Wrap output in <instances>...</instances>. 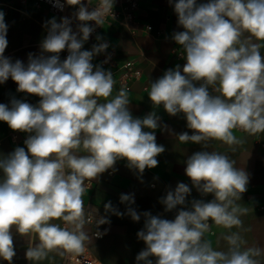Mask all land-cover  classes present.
Listing matches in <instances>:
<instances>
[{"label":"clouds","instance_id":"9594fccd","mask_svg":"<svg viewBox=\"0 0 264 264\" xmlns=\"http://www.w3.org/2000/svg\"><path fill=\"white\" fill-rule=\"evenodd\" d=\"M78 6L72 21L62 17L47 21L46 37L40 55L28 54L27 64L4 55L8 46L4 13L0 11V84L11 78L17 91L40 97L34 106L11 100V107L0 103V121L13 131L28 133L25 147H16L0 156V258L11 264L16 255L12 229L21 236L38 235L39 244L29 247L25 256L39 261L49 252L82 254L88 234L83 206L85 181L96 180L109 169L115 171L118 160H126L130 169L140 174L158 165L157 157L165 151L156 143L155 130L161 127L155 111L134 118L125 90L112 99L115 80L111 71L94 65V56L105 52L107 42L83 50L95 28L88 21L102 25L111 14L114 0H100L89 11L82 0H66ZM184 30L172 39L183 49L186 63L168 69L150 84L148 97L154 108L161 105L170 116L183 113L193 134L177 135L182 143L210 141L227 145L241 143L233 129L250 134L264 133V0H169ZM91 4V0H89ZM244 33L249 36L241 39ZM97 36V40H101ZM67 50L66 59L60 53ZM49 53L51 55H45ZM194 82H201L199 86ZM209 86L218 95L209 91ZM98 98L106 102L100 103ZM167 128V125H163ZM153 131H144V129ZM83 151L87 155H77ZM185 174L200 193L213 194L205 202L192 200L191 208H180L174 220L138 213L128 207L126 213L108 202L106 212L135 222L144 217L137 232L146 248L136 256L137 264H264V249L243 248L239 231L226 235L227 251L214 250L204 239L209 221L231 229L243 228L241 216L248 209L237 204L249 183V174L235 167V161L216 151H198L185 161ZM191 188L180 182L160 202L165 211L186 205ZM120 202L132 205L133 194H121ZM63 220L71 227L53 223ZM110 223L99 217L96 227ZM107 231V230H105ZM104 233L96 231L95 237Z\"/></svg>","mask_w":264,"mask_h":264},{"label":"crops","instance_id":"0c3cea01","mask_svg":"<svg viewBox=\"0 0 264 264\" xmlns=\"http://www.w3.org/2000/svg\"><path fill=\"white\" fill-rule=\"evenodd\" d=\"M85 0H82V3ZM208 0H197V3H206ZM69 8L76 7L68 5ZM0 11L4 13L5 22L8 25L7 40L8 46L4 55L11 58L13 62L19 59L25 64L28 61V54L40 55L41 41L47 35L45 24L52 18L57 17L51 14L46 6L36 8L31 2L23 4L20 0H0ZM177 15L169 0H142L139 10L136 13V33H132L125 27L115 24H105L100 37L101 40L111 42L115 60L122 64L127 61H135L138 74L130 73L127 79H121L113 89L114 98L121 89L125 90L130 101L129 110L134 118H143L150 112L155 111L160 117L161 127L155 130L156 143L163 145L165 151L158 157V165L155 168H146L142 174L138 170L130 169L126 160H118L114 165L116 169H109L102 173L96 180L85 181V193L82 197L84 209L95 217H107L110 223L103 224L105 237L96 239L93 236L94 227L84 225L89 239L85 241V251L97 261V264H137L136 256L146 248L145 243L138 239L137 232L143 229L144 217L135 222L127 214L122 217L111 212H106L104 205L111 202V205L122 213H126L130 206L138 213L145 211L152 215H159L161 218L174 220L178 210L191 208L192 200H203L208 202L214 199L213 194H202L192 186L190 178L185 174V161L198 151H216L229 156L235 161V167L243 168L249 174L247 190L242 193L237 204L248 209L247 214L240 218L243 221V228L231 229L222 225H216L209 221L211 227L205 233L204 239L208 241L214 250L227 251L228 243L224 239L226 235L239 231L243 240V248L259 247L264 249V133L250 134L242 129H233V134L241 141L239 144L227 145L221 141H210L205 148L201 144L192 142L182 143L177 135L183 132L193 134L187 128L186 118L183 113L170 116L161 105L154 108L148 97L150 84L160 78L168 69L180 65L181 69L186 61L181 58L183 49L172 39L173 34L184 29L177 23ZM147 25L152 26L150 32H146ZM248 33H244L241 39H246ZM253 43L261 44V55L264 56V41ZM83 50H88L86 44ZM63 53L60 59L63 60ZM45 55H51L45 53ZM197 86L201 82H194ZM17 84L9 78L5 83L0 84V100L3 104L11 107V100H23L24 92L17 91ZM209 91L218 95L212 86ZM32 105H38L40 97L30 95ZM100 103L106 102L104 98H98ZM163 125H167L164 128ZM9 126L6 122L0 121V135L3 137L0 142V156H7L16 147H25L24 143L13 144L7 137ZM144 131H153L145 128ZM77 155H87L79 151ZM1 172V170H0ZM183 182L191 188V194L186 198V205L177 206L172 211H165V206L160 202L168 191H174L177 184ZM121 194H133L135 203L128 205L120 202ZM53 223L61 227L69 225L63 220H54ZM13 243L16 255L11 264H64L66 253L60 254L62 250L49 252L47 257L39 261H29L25 253L27 248L39 244L38 235L30 233L21 236L12 229ZM155 264V257H150ZM0 264H8L0 258ZM143 264V262H140Z\"/></svg>","mask_w":264,"mask_h":264},{"label":"built area","instance_id":"2783aa9c","mask_svg":"<svg viewBox=\"0 0 264 264\" xmlns=\"http://www.w3.org/2000/svg\"><path fill=\"white\" fill-rule=\"evenodd\" d=\"M141 1L142 0H114V5L112 9L114 18L112 17L111 14H108L107 16L104 17V22L102 25H96L94 21L87 22L89 25H92L95 28L89 40L85 42L87 49L91 50L94 44H99L104 42H107L109 45V47L106 49L105 52H102L94 56L92 63L94 65H100L104 70L112 72L115 80L114 88L118 84V78L119 81L121 79H127L130 77V73L138 74L139 71L136 68L135 61L133 60L124 62L122 64L118 63L115 60L114 50L111 42L108 40H97V36H100V33L104 25L108 23L119 24L135 34L136 13L139 10ZM20 2L23 4L31 2L36 8H41L43 6H46L49 12L57 17V22H60L62 17H68L72 21L71 27L73 28V31H77V25L81 23L75 17V13L78 10V6L74 8H69L66 0H20ZM83 3L87 5L89 11H91L95 6L100 4V0H91V4H89V0H85ZM151 30H152V26L147 25L145 31L148 33ZM67 55H68L67 50H64L63 60L66 59ZM22 101L31 103L30 94L25 93V97L23 98ZM0 103L3 104V101L0 100ZM28 135L30 134L13 131L9 127L6 137L13 144L18 145L21 142L24 143ZM2 139L3 137L0 135V142L2 141ZM2 178H3V172L1 170L0 179ZM85 217L86 220L91 221L90 223L86 222L85 224L94 227L93 236L96 231H100L101 233L104 234L100 237H95V236L94 237L96 239H103L105 237L104 225H99V227L97 228L96 220L98 218L86 210H85ZM69 226L71 227V225ZM64 264H97V261L85 253L82 254L66 253L64 258Z\"/></svg>","mask_w":264,"mask_h":264}]
</instances>
